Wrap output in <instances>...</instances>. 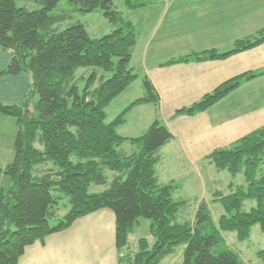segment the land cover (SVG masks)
I'll return each mask as SVG.
<instances>
[{
  "label": "trees",
  "instance_id": "1",
  "mask_svg": "<svg viewBox=\"0 0 264 264\" xmlns=\"http://www.w3.org/2000/svg\"><path fill=\"white\" fill-rule=\"evenodd\" d=\"M61 1L0 0V46L14 54L2 75L31 77L24 106L0 103V115L16 118L18 126L14 160L2 170L12 180L13 194L0 192V264H18L29 245L101 209L116 215L119 264H160L181 244H186L184 264H242L240 253L223 233L235 232L239 241H245L253 226L259 224L264 231V127L207 157L218 171H227L234 180L243 175L245 181L243 185L232 181L227 194L215 196L213 202L224 207L219 221H214L206 201L199 204L193 222L179 221L188 202L176 201L175 185L161 184L157 175L160 150L173 134L159 121L137 138L118 132L136 106L159 105L148 77L143 78L146 95L107 121L109 105L139 77L132 66L136 27L124 18L117 0H68V8L58 9ZM33 4L41 7L32 9ZM126 5L133 9L146 3L126 0ZM98 11L114 30L92 38L85 23L73 21L74 13ZM65 21L72 22L61 30ZM262 43L264 30L236 41L226 53L205 51L168 64L225 58ZM88 67L103 73L82 76L86 86L81 91L76 73ZM105 73L112 75L106 78ZM262 74L264 70L236 77L177 114L205 111ZM126 142L133 145L131 152L122 149ZM107 170L115 173L112 181ZM95 184L107 188L91 192ZM62 196L69 198L65 215L60 212ZM248 200L256 205L247 211ZM140 218L151 220L152 239L141 238L137 251L123 252ZM216 246L221 248L213 252ZM259 254L264 256V250Z\"/></svg>",
  "mask_w": 264,
  "mask_h": 264
},
{
  "label": "crops",
  "instance_id": "2",
  "mask_svg": "<svg viewBox=\"0 0 264 264\" xmlns=\"http://www.w3.org/2000/svg\"><path fill=\"white\" fill-rule=\"evenodd\" d=\"M142 1L145 6L133 9L126 5V0L116 1L124 18L138 32L132 66L139 77L112 101L107 116L113 104L124 105L120 114L144 97V83L140 85L142 91L133 86L141 77H148L159 96V105L136 106L127 114L125 123L118 126V132L137 138L155 121L165 125L174 138L160 150L159 182L175 185L176 201L213 202L222 193L219 187L224 181L220 175L225 171H218L207 157L264 127V74L244 82L205 111L195 115L177 113L236 77L263 71L264 43L225 58L168 62L205 51L226 53L236 41L264 30V0ZM13 56L12 50L0 46V103L21 106L31 77L28 73L2 75ZM116 117L113 115L111 121ZM1 125L12 126L17 135L16 118L0 115ZM122 149L131 152L133 145L126 142ZM14 157L15 149L13 160ZM9 162L8 154H0L1 168ZM0 191L11 196L12 184L8 192L0 184ZM116 228L115 213L101 209L78 218L68 229L29 245L18 264H119Z\"/></svg>",
  "mask_w": 264,
  "mask_h": 264
},
{
  "label": "rangeland",
  "instance_id": "3",
  "mask_svg": "<svg viewBox=\"0 0 264 264\" xmlns=\"http://www.w3.org/2000/svg\"><path fill=\"white\" fill-rule=\"evenodd\" d=\"M19 4H21L20 1H18ZM40 5H32V9H38L40 8ZM69 7L68 0H62L60 4L58 5V9H65ZM82 21L87 25L88 32L92 38H102L105 35L111 33L114 30V27L111 25V23L104 17L103 13L101 11L98 12H92L88 14H83L80 12L74 13V20L73 21ZM72 21H65L60 24L61 30L66 29ZM94 71H96L98 74H102L103 70L101 68L97 67H88V68H79L77 70L76 76L79 79V87L82 91L84 87L86 86V80L81 79L82 76H85L86 78L89 77ZM112 73H105L106 78L110 77ZM7 76V75H5ZM143 77H141L138 82L133 86V89H137V87L142 91L143 85ZM144 90V89H143ZM140 91V94H141ZM136 92H134L135 94ZM138 94V93H136ZM25 102L21 105L24 106ZM114 108H110L109 117H107V121L111 122L112 116H118L121 111V108H124L122 104H113ZM119 110V111H118ZM125 110V109H124ZM123 110V111H124ZM122 111V112H123ZM121 112V113H122ZM118 114V115H117ZM10 120H7V122ZM12 121V120H11ZM124 124V123H123ZM122 125V124H121ZM5 140V147L3 146V139ZM16 139V131L15 128L13 129L12 126L9 125H1L0 126V146H2L4 149H0V154L3 156H6L8 154L10 162L13 160L14 155V143ZM36 146L38 148L43 149V147L37 143ZM12 158V159H11ZM10 162L8 164H10ZM7 164V165H8ZM6 165V167H7ZM5 167V168H6ZM5 168L0 167V184H4L5 188L7 189V192L9 188L11 187L12 180L9 175L4 173L2 170ZM220 178L224 181V183L221 184L219 187L222 194H227L229 192V181L233 180L230 173L227 171L221 172ZM106 175L109 179V181H112L114 178L115 173L107 170ZM235 185H243L245 184L243 175H238L237 178L234 180ZM107 188V186L102 185H92L90 188L91 192H98L103 191ZM1 192V191H0ZM203 200H197V199H191L189 200L188 204L181 210L179 215V221H191L193 222L196 217V212L199 207V204ZM208 202V201H206ZM210 204V209L212 212V216L214 221L217 223L219 221V218L224 213V207L220 202H208ZM256 205V201L254 200H248L245 202L244 209L250 210L252 207ZM60 208H61V215H65L69 209V198L66 196H62V199L60 201ZM224 237L227 240V243L235 250H237L243 260L242 264H264V256H261L259 252L261 250H264V231L261 229V226L259 224L252 227L251 235L248 239L245 241H239L237 238V234L235 232H224ZM152 233H151V220L147 218H140V224L136 227L135 231L129 236V244L128 247L123 249V252L126 253H133L138 250L139 245L138 241L141 238L146 239H152ZM186 248V244L179 245L175 253L169 257H167L161 264H184V250ZM221 247H214L213 252H218Z\"/></svg>",
  "mask_w": 264,
  "mask_h": 264
}]
</instances>
